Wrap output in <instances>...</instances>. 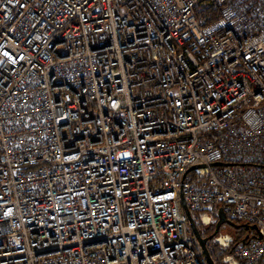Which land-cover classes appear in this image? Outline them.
Returning <instances> with one entry per match:
<instances>
[{
	"label": "built area",
	"instance_id": "1",
	"mask_svg": "<svg viewBox=\"0 0 264 264\" xmlns=\"http://www.w3.org/2000/svg\"><path fill=\"white\" fill-rule=\"evenodd\" d=\"M182 196L264 264V0H0V264H207Z\"/></svg>",
	"mask_w": 264,
	"mask_h": 264
},
{
	"label": "water",
	"instance_id": "2",
	"mask_svg": "<svg viewBox=\"0 0 264 264\" xmlns=\"http://www.w3.org/2000/svg\"><path fill=\"white\" fill-rule=\"evenodd\" d=\"M215 165H222V163L221 162H217V163H215ZM198 167H200V166L199 165H195V166H192L190 169H194V168H198ZM181 201H182V206L184 208V211L187 214L192 233H193L195 239L197 240V242L199 243L200 247L203 250L204 256H205L206 261H207V264H216L215 260L212 258L211 254L209 252L207 243H208V241L210 239H212L220 231L222 225L226 224V225H228V226H230L232 228H235V229L243 227L246 230H249V229L257 230V226L256 225H249V224H241V225H239L236 222L229 220L226 217V214L223 211V209L219 208V210H218V219H217V221L215 223L214 231L211 234L207 235V236H202V233H201V231H200V229L198 227V224H197L194 216L192 215L189 207L187 206L183 196L181 197ZM247 237L248 236H246V238Z\"/></svg>",
	"mask_w": 264,
	"mask_h": 264
},
{
	"label": "trees",
	"instance_id": "3",
	"mask_svg": "<svg viewBox=\"0 0 264 264\" xmlns=\"http://www.w3.org/2000/svg\"><path fill=\"white\" fill-rule=\"evenodd\" d=\"M199 229L201 228L200 225L201 223L197 222ZM215 229V224H211L210 226L206 227V230H201L202 236H205L207 234H211ZM245 234V231L243 228H239V229H233V235H234V241L232 242V244L230 245V247L226 250L221 252L220 249L213 243V239H210L207 243L209 252L212 256V258L215 260L216 264H224L221 259L222 256H224L225 254H229L232 252L233 248L235 247L236 244H238L242 238L243 235ZM240 264H245V262L243 260H240Z\"/></svg>",
	"mask_w": 264,
	"mask_h": 264
},
{
	"label": "rangeland",
	"instance_id": "4",
	"mask_svg": "<svg viewBox=\"0 0 264 264\" xmlns=\"http://www.w3.org/2000/svg\"><path fill=\"white\" fill-rule=\"evenodd\" d=\"M200 229L201 230H206V227H204L202 224L200 225ZM233 229L234 228H232V227H230V226H228V225H226V224H224V225H222V227H221V230L222 231H226L227 233H230V234H233ZM234 236V235H233ZM214 243V242H213ZM219 249H220V251L221 252H223V251H226L227 249H225V248H223L221 245H219V244H217V243H214ZM227 254H225L224 256H222V259H221V261L223 262V258L226 256ZM224 263V262H223ZM224 264H226V263H224Z\"/></svg>",
	"mask_w": 264,
	"mask_h": 264
},
{
	"label": "bare ground",
	"instance_id": "5",
	"mask_svg": "<svg viewBox=\"0 0 264 264\" xmlns=\"http://www.w3.org/2000/svg\"><path fill=\"white\" fill-rule=\"evenodd\" d=\"M244 224H246V223H244ZM239 225H241V224H239ZM240 228H243V227H240ZM239 229V228H238ZM243 229H245V228H243Z\"/></svg>",
	"mask_w": 264,
	"mask_h": 264
},
{
	"label": "flooded vegetation",
	"instance_id": "6",
	"mask_svg": "<svg viewBox=\"0 0 264 264\" xmlns=\"http://www.w3.org/2000/svg\"><path fill=\"white\" fill-rule=\"evenodd\" d=\"M207 235H209V234H207ZM207 235H205V236H207Z\"/></svg>",
	"mask_w": 264,
	"mask_h": 264
}]
</instances>
